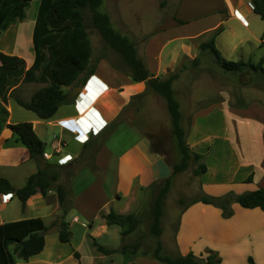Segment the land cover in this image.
Wrapping results in <instances>:
<instances>
[{
    "label": "rangeland",
    "instance_id": "rangeland-1",
    "mask_svg": "<svg viewBox=\"0 0 264 264\" xmlns=\"http://www.w3.org/2000/svg\"><path fill=\"white\" fill-rule=\"evenodd\" d=\"M215 1L217 2L218 0H101L100 7L95 9L108 17L110 27L115 33L126 38L134 46L137 55L144 61L146 67L154 63L152 62L153 60L150 61L153 59L150 55L160 52L159 73L155 74L154 77L165 79L169 75L177 74V78L172 81L171 87L173 97L179 106V125L187 132V139L189 141L194 140V133L196 134V132L199 136H201V133L203 136H206L207 133L215 136L213 139V136L206 139L201 146L198 145V150L201 148L203 152L200 153L203 156L202 160L197 162L189 160L187 169L183 172L176 173L170 179L168 191L163 198L162 216L160 218V227L162 230L160 236L157 238L161 245V254L170 258L179 255V252L175 249L174 234L179 216L188 204L192 201L199 200L203 195L227 197L225 195L232 192L235 194L243 193V191H237L240 188L238 186L242 182H234L232 184L229 182V177L232 175L233 170H235V162L232 152L227 146V142L223 139L222 118L217 110H210L207 107L212 102L219 100L228 101L229 104L234 106H244L253 102H258L264 106V78L260 74H255L250 69H245L239 73L224 72L215 63L214 57L209 51L200 50V42H204V39H207L208 36L203 37L201 40L198 38L191 41L188 45L189 48H179L181 46L177 40H179L180 35H184V33L192 29L191 27L187 28L195 23L191 20L195 16H203L204 13L211 9V5ZM39 2L40 0H31L25 11V19L22 21H14L0 34V49L5 54L23 58L27 63H31L34 59L32 30ZM82 15L84 32L90 41L92 50L90 65L96 68L100 62L104 63L110 80L121 85V88L118 89L119 91L117 90L118 94L113 91L106 92L97 100L99 105H101L102 112L106 114L109 121L119 108V97L123 98V96L127 95L129 98L128 105L121 115L122 119H126L130 123L138 126L149 139L150 143H153L156 148L165 153L170 163L177 164L180 161V154L175 146V138L171 133V119L164 99L155 93L146 82H133L131 80L128 73L129 69L121 56L108 48L102 40L97 28L93 24L92 12L84 9ZM209 20H211V17L207 16L206 23L202 22L201 26H209L211 24ZM187 21H191L190 24L184 25V22ZM235 26L238 30L237 34L239 31L242 32V30L244 33V28H238L237 23ZM221 39L218 41L219 48L218 46L217 48L221 52L223 59L228 61L242 60L245 62V43L231 52L224 45L225 41L223 44L220 42ZM167 42L171 43L168 44ZM251 50L257 54L261 49ZM44 56L45 58L48 56L46 51H44ZM262 66L264 68V63ZM151 68L152 71L155 70L154 66H151ZM88 75L86 72H83L76 83V87H82V82ZM44 86L45 84L42 83H23L20 81L18 87L8 97L10 111L9 117L5 120L7 122L9 119L11 123L31 122L33 130L45 144V150L51 151V142H55L56 140L53 136H59L61 128L59 126H50L46 122L38 119L32 112L16 104L13 98V96H16L22 100H28L36 90ZM65 88L66 92L70 94L71 87ZM99 105L97 104L96 106ZM72 107L73 105H69V103L62 104L58 108L57 113H55L54 118L79 114V108L76 106V111L73 112ZM90 110H87V114H89ZM192 114L196 117V124L194 123L195 128L189 133ZM2 116L0 115V132L6 128L5 123L2 121ZM91 116L93 115L91 114ZM65 133H63V136L62 134L60 135L66 143L64 152L71 155L82 152L85 154L84 158L76 166V169H74V172L86 166L85 164L91 163L92 165L93 153L100 145L103 136H97V133L96 138L92 139L97 140L93 144L92 149H84V146L74 141V138L70 134L67 135ZM123 134L124 132L119 129L118 132L112 134L111 140L118 139ZM5 135H8V133L6 132ZM1 148L3 147L0 144V151ZM4 157V154L1 152L0 162L4 161ZM48 161L50 163L52 162V160ZM201 162L208 168L207 172L200 176H195L193 171L198 166V163ZM35 164L37 165V163ZM35 164L34 162H29L15 169L0 168V176L8 179L14 186H21L26 180L25 176L34 171ZM55 165L59 168V176L57 182L53 183L51 185L52 187L48 189V193L46 194L48 198L44 196V203L41 202L42 207L34 203L35 205L25 208V205H28L26 202L22 207L19 199L14 196L5 205H0V209L2 208L0 211V220L11 221L13 219L18 220L38 216L49 227H53V225L62 222V219L66 224L69 223L71 215H73V210L70 206L67 208L66 213L63 214L64 211L58 204L56 188L58 185H62L67 190V195H70L72 198V193L68 189L70 178L66 164L59 165L55 163ZM86 169L87 171L84 170L86 177L83 176L84 173H79L80 176H78L77 181L80 184L85 185L86 180L90 178L89 175H92V171L89 168ZM241 176H243L242 172L238 174L239 178ZM108 178L111 179V177ZM201 181H206L208 184L214 183L211 185H217L219 187H211L213 189L207 187L201 190ZM245 185L247 187L255 186L252 183ZM162 186L163 182L159 181L150 187L137 191L134 198L131 199V205L127 207L126 213H124H136L142 219L143 223H141L136 232L124 238L125 243H140L138 250L140 253L147 252L151 254L156 245V240L148 231L150 220L146 218V215L150 211L155 197ZM49 190H52V194L49 193ZM39 199H42V197ZM47 202H55L59 208L53 211L49 207H47L48 209H44L43 206L47 205ZM233 204L236 203L230 204L232 213L227 217L233 214ZM118 205L123 208L124 203L121 201ZM210 206L220 209L215 205ZM49 210L50 212H48ZM79 218L81 217L79 216ZM53 233L55 232H53L52 228H47L44 236L48 237L53 235ZM70 240L67 243H62L58 239L59 243L57 245L61 244L62 246L53 248L55 245H50L52 248H46L42 252L41 257H47L48 253H51L50 259L53 260L57 250L61 249L60 254L64 256L63 258H66V255L72 252L70 250L73 248L72 246L77 243V240L74 242ZM94 240L103 246L101 242L105 238L101 236ZM48 244H51V242L48 241ZM10 249L13 250L14 245H11ZM82 254L86 262L88 261L89 264H93L92 257L88 254L85 245ZM14 258L16 264H32L29 263V259L23 260L17 257L16 254ZM72 258L74 257L72 256ZM199 262L204 263L203 260H199ZM72 263L73 259L64 262V264Z\"/></svg>",
    "mask_w": 264,
    "mask_h": 264
},
{
    "label": "crops",
    "instance_id": "crops-1",
    "mask_svg": "<svg viewBox=\"0 0 264 264\" xmlns=\"http://www.w3.org/2000/svg\"><path fill=\"white\" fill-rule=\"evenodd\" d=\"M249 4H251L250 0L215 1L211 5V9H209L210 11L208 10V12L202 13L203 16H195V18L191 20L195 23L187 28L191 27L192 29L184 33V35H180L179 40H177L180 42L181 47L179 48H189L188 45L191 41L198 38L201 40L203 37L208 36L207 39H204V42L214 37V44L218 51V41L222 38L220 42L223 44L225 41L224 45L231 52L245 43V62L257 63L261 58L264 59V20L254 13ZM207 16L211 17V20H209L211 24L207 27H202L201 24L202 22L206 23ZM239 17L243 19L245 25L240 21ZM191 21L184 22V25H189ZM236 23L238 28L242 27L245 29L244 33L242 30V32L239 31L237 34L238 30L235 26ZM4 31L5 30L0 31V34ZM167 43L169 44L171 42ZM200 43H203V41ZM250 49L261 50L255 54L252 50L250 51ZM0 52L4 53L1 49ZM159 54L160 52H156V54L152 53L150 55L153 59L149 60H153L152 62L154 63H152L151 66H154L155 70L152 71L151 66H147V68L153 75L159 73ZM32 62L27 63L25 61L28 67ZM91 75L100 79L107 86V89L101 81L95 79L91 80L87 86V90H82L83 99L87 101L85 107L87 110L90 107H93L95 110L97 109L96 111L101 112L102 118L108 120L109 118L102 112L101 105H99L97 100L106 92L113 91L118 94V89L121 88V85L110 80L105 65L102 62L97 64ZM98 86H100L99 89H97ZM17 87L18 84L13 87L11 91L15 90ZM71 89L72 87L70 88L71 101L68 103L69 105H73L72 110L75 112V107L77 106L76 96L71 95ZM93 90L98 92H94ZM11 91L9 90L8 93ZM64 91L66 92V88ZM119 100V108L109 120L111 123L100 131L101 133L99 132L97 134V136L102 135L103 138L93 155L92 160L95 170L93 171V169L89 167V164H85L86 166L75 170L74 176L69 177L68 189L72 193L70 206L73 210V215H71L67 227L71 232L70 241L74 242L77 240V243L72 246L73 248L70 249L72 252L67 254L66 258H63L64 256L60 254L61 249L57 250L53 260L50 259L51 253H48L47 257H41L42 252L46 248H52L50 245H55L53 248L62 246L61 244L57 245V243H59L57 231L60 223L53 225V227H49L42 219L46 230L47 228H52L55 233L48 237L44 236L45 245L43 250L39 254L28 258L29 263L64 264L66 260L73 259L72 264H89L88 261H85L84 255L82 254L85 245L88 254L92 257L93 264H161L153 258L143 256L140 252H137V254L130 259H127L120 252L111 255H103L97 252L92 245L95 238L98 239L103 236L105 238V240L101 242L103 246L119 250L122 244V228L117 225H106L101 217V213L105 214L110 210L118 214L126 213V209L131 205V199L134 198L137 191H140L142 188L145 189L150 187L154 183L168 178L171 174V168L166 160V156L153 152L149 139L138 126L130 123L126 119H122L121 115L128 105V96L125 95L123 98L119 97ZM96 102L99 106H96L97 104L95 105ZM8 104L9 100L7 99V103L4 106L9 113L10 109ZM123 105L126 106L122 109L121 107ZM79 107L81 108L80 105H78V108ZM208 108L219 112L223 123V139L227 142V146L234 157L235 170H233L232 175L229 177V182L231 184L234 182H242V184L238 186L240 188L237 189L239 192L251 191L257 186L264 189V106L258 102L249 103L244 106H234L229 104L228 101L219 100L212 102L207 109ZM193 114L189 124V133L195 128L194 123L196 124V117L193 116ZM78 115H81V113L76 115L71 114L61 118H54L53 116L48 120L42 121L50 126L56 127L58 126V120L71 118L70 121L66 122V125L81 132L75 125L74 120H72L78 118ZM8 123H11L9 119L6 124ZM40 123L42 122L40 121ZM119 129L122 130L124 134L118 137V139L111 140L112 134L118 132ZM64 131L65 130L61 128L59 136L61 134L63 136L65 132V134L71 135V133ZM6 132L8 135H5ZM9 135L10 131L7 127L1 130V145L4 144ZM211 136L213 135H209V133H207L206 136H203L201 133V136H199L196 132V134L194 133V140L192 141H189L186 136L189 149L201 155V160L203 156L200 153L203 152L201 148L198 150V145L201 146V144H203L206 139L211 138ZM214 137L215 136H213L212 139ZM94 138H96V135L91 136L89 140ZM8 143H11V141H8ZM53 144L54 142L52 141L51 148ZM1 152L5 157L3 158L4 161L0 162V168L15 169L29 162L36 163L34 160L30 159L22 165L14 166L16 164L13 162L17 160L12 158V156L16 150H3L1 148L0 153ZM82 154L83 152L74 154L72 162L66 164V166H77L83 158ZM86 168L92 171V175H89L90 178L86 180V184L84 185L80 184L77 179L81 172L84 173L83 176L86 177L84 171H87ZM207 169L206 167V172ZM36 170L37 165L35 164L34 171L27 174L25 178L35 173ZM241 172L243 176L239 178L238 174ZM249 176H252V184L255 185L253 187H247V185L243 183ZM0 177L4 178L3 176ZM108 177H111V179ZM10 184L15 190L18 189L16 187H23L25 182L21 186ZM211 184H208L206 181H201V190L207 187H219ZM49 193L52 194V190H49ZM13 197H11L10 200H12ZM41 197L42 199H39ZM46 197L48 198V195ZM43 198L44 196L37 192L26 201L28 205H25V208L35 205L34 203H36V205H41V202L44 203ZM121 201L124 203L123 208L118 205ZM4 202L0 201V205H5ZM47 203V205L43 206L44 209H48L47 207H49L53 211L59 208L55 202ZM232 209L233 214L230 217H225L222 215L220 209L210 206L209 204H203L201 202L188 204L181 212L175 229V249L181 255L193 254L199 256L213 253L219 258L217 264H264V211L257 208L245 209L238 204H233ZM48 212H50V210ZM79 216L81 218H79ZM11 221H14V219ZM3 222L8 221L0 220V223ZM48 241L51 242V244H48ZM75 252L79 254L78 260H74ZM72 256L74 258H72Z\"/></svg>",
    "mask_w": 264,
    "mask_h": 264
},
{
    "label": "trees",
    "instance_id": "trees-1",
    "mask_svg": "<svg viewBox=\"0 0 264 264\" xmlns=\"http://www.w3.org/2000/svg\"><path fill=\"white\" fill-rule=\"evenodd\" d=\"M31 0H0V31L6 30L14 21H22L25 18V11ZM253 11L264 20V0H250ZM101 0H40L34 26L32 30V47L34 60L29 67L25 61L17 56L6 55L0 52V115L2 121L11 131V143L23 146L28 149L30 159L37 163L35 173L26 178L23 187L14 190L5 178L0 177V195L11 194L16 196L22 204L26 200L39 192L46 196L51 185L57 182L59 168L53 162L46 161L42 157L45 151V144L39 139L33 130L31 122H18L6 124L8 111L5 108L9 90H12L20 81L23 83H42L44 87L36 90L28 100H22L13 96L16 104L32 112L38 119L48 120L57 112L58 108L71 101L70 94L64 91L65 87H76L83 72L91 75L95 69L90 65L91 44L84 32L83 15L84 9L92 12V21L97 28L105 45L117 52L128 67L129 77L133 82H146L151 89L160 95L167 107L171 119V133L175 138V146L180 154V161L177 164L167 162L171 168L168 178L162 180L163 186L159 189L150 211L147 213L149 225L148 231L156 240V245L151 254L143 252L147 256L159 261L161 264H217L219 258L213 253L195 256L193 254L181 255L170 258L161 254V245L158 237L161 234L160 218L162 216L163 198L168 191L170 179L176 173L183 172L188 167L189 160L197 162L201 160V155L192 152L186 141L187 132L180 125V113L177 101L173 97L172 81L177 78V74L169 75L165 79L154 77L149 72L144 61L137 55L134 46L126 38L115 33L109 24L108 17L95 9L100 7ZM181 23V22H179ZM200 50H207L214 57L215 63L224 71L229 73H239L245 69H250L255 74H260L264 78V59L257 63L239 61H228L221 57L220 52L214 44V37L200 44ZM44 51L48 56L45 58ZM89 75L84 78L82 85ZM97 140H89L84 144V149H92ZM99 147V146H98ZM154 152L165 155L151 143ZM96 151V150H95ZM94 154V153H93ZM83 158L85 154H82ZM93 170L95 167L89 164ZM76 166H68L69 177L74 173ZM206 172L203 162L198 163L194 169L195 176H200ZM243 183H252V176L246 178ZM59 206L66 213L71 205V196L67 195V190L58 185L56 188ZM227 197H213L203 195L201 202L218 206L223 216H229L232 211L230 204L236 203L245 209H260L264 211V189L255 187L251 191L243 193H230ZM67 206V207H66ZM136 213L118 214L113 210L102 213L101 217L106 225H117L122 228V244L119 250L110 249L100 245L93 240L95 250L103 255H111L120 252L127 259L137 254L140 243H125L124 238L136 232L141 225L142 219ZM46 227L41 217L23 218L14 221L0 223V264H15V254L17 257L27 260L39 254L45 245L44 233ZM71 232L65 222H60L58 229V239L62 243L69 242ZM14 245L11 250L10 246ZM79 259V254L74 253ZM203 260L204 263H200Z\"/></svg>",
    "mask_w": 264,
    "mask_h": 264
},
{
    "label": "built area",
    "instance_id": "built-area-1",
    "mask_svg": "<svg viewBox=\"0 0 264 264\" xmlns=\"http://www.w3.org/2000/svg\"><path fill=\"white\" fill-rule=\"evenodd\" d=\"M249 6L253 9V6L252 4H249ZM240 21L245 25L243 19H241L239 17ZM97 80L95 78V76L91 75L89 76L84 85L82 86V90H87V86L89 84V82L91 80ZM99 88V87H98ZM97 88V89H98ZM107 88V86H106ZM82 90L80 93H78V95L76 96V102L79 101V97L82 95ZM83 105L84 103H86V101H84L83 99ZM82 105V108L79 109V114L82 113L84 111V109H86L85 105L83 106ZM126 106V105H125ZM124 105L121 107L122 109L125 107ZM80 108V107H79ZM120 108V109H121ZM91 109H93V107H91ZM83 110V111H82ZM97 110V109H96ZM79 117V115H78ZM80 118V117H79ZM79 118H74L72 120L76 121L78 124H80V121L78 120ZM71 118H68V119H60L57 121V125L62 128L63 130L71 133V135L73 136L74 138V141H76L77 143L81 144V145H84L85 143H87L89 141V138L91 136H94L96 135L97 133H99L100 130H102L104 127H106L108 124L111 123V121H108V120H104L102 118V116L100 115V120H101V128L98 127L97 130L94 129L93 125L91 126H88L86 129L83 128L82 126V129H81V132L79 131H76L72 128H70L68 125H66V122L67 121H70ZM10 131V130H9ZM53 138H55V142L54 144L52 145V148H51V151H44L42 153V157L43 159H45L46 161L48 160H52V162L55 161V163L59 164V165H65V164H68L70 163L72 160H73V155L69 154V153H66L64 152V148L66 146V143H65V140L64 138H61L60 136H53ZM11 139V131H10V135L9 137H7L6 141L4 142V144H2V149L3 150H16V152L14 153V155L12 156V158L16 159L17 161L16 162H13L14 166H19V165H22L24 164L25 162H27L28 160H30V155H29V152H28V149L23 147V146H19V145H13V143H8V141H10ZM6 143V145H5ZM13 145V146H12ZM54 160V161H53ZM3 197H7V200L5 201V204L7 202L10 201L11 199V194H7V195H1L0 197V201L4 202V199ZM1 211V209H0Z\"/></svg>",
    "mask_w": 264,
    "mask_h": 264
},
{
    "label": "bare ground",
    "instance_id": "bare-ground-1",
    "mask_svg": "<svg viewBox=\"0 0 264 264\" xmlns=\"http://www.w3.org/2000/svg\"><path fill=\"white\" fill-rule=\"evenodd\" d=\"M96 79L97 80H99V81H101L100 79H98L97 77H96ZM101 83H103L102 81H101ZM104 84V83H103ZM104 86L106 87V85L104 84ZM98 87H100V86H98ZM97 87V88H98ZM99 89V88H98ZM107 89V88H106ZM109 89V88H108ZM94 92H98V91H96V90H93ZM83 96L81 95L80 97H79V101H77V103H76V105H77V107H78V105H80L81 106V108H82V105H83ZM86 103H87V101H86ZM86 103H84V105L86 104ZM83 105V106H84ZM90 107V106H89ZM81 108H79V109H81ZM89 109H91V107L89 108ZM83 111V110H82ZM90 112H92V113H90ZM90 112H89V114H87V108L86 109H84V111L81 113V115H79V121H80V124H78L76 121H74L75 122V125L77 126V128L81 131V129H82V126H83V128H87L88 126H91V125H93V127H94V129L95 130H97V128L98 127H100L102 124H101V120H100V115H101V113L99 112V111H96L95 109H91L90 110ZM91 114L93 115V116H91ZM91 118H90V117ZM102 116V115H101ZM101 128V127H100ZM81 133H83V132H81ZM3 199H4V201H6L7 200V197H3Z\"/></svg>",
    "mask_w": 264,
    "mask_h": 264
},
{
    "label": "water",
    "instance_id": "water-1",
    "mask_svg": "<svg viewBox=\"0 0 264 264\" xmlns=\"http://www.w3.org/2000/svg\"><path fill=\"white\" fill-rule=\"evenodd\" d=\"M81 90H82L81 87H72V89H71V95H72V96H77L78 93L81 92ZM11 193H14V189L12 190Z\"/></svg>",
    "mask_w": 264,
    "mask_h": 264
},
{
    "label": "clouds",
    "instance_id": "clouds-1",
    "mask_svg": "<svg viewBox=\"0 0 264 264\" xmlns=\"http://www.w3.org/2000/svg\"><path fill=\"white\" fill-rule=\"evenodd\" d=\"M84 85V84H83ZM82 88V87H81Z\"/></svg>",
    "mask_w": 264,
    "mask_h": 264
}]
</instances>
